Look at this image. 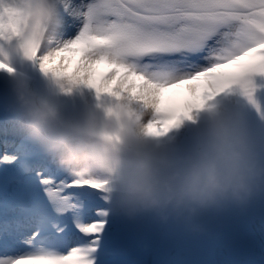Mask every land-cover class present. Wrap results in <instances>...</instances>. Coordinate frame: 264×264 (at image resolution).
I'll return each instance as SVG.
<instances>
[{
	"label": "snow or ice",
	"instance_id": "snow-or-ice-1",
	"mask_svg": "<svg viewBox=\"0 0 264 264\" xmlns=\"http://www.w3.org/2000/svg\"><path fill=\"white\" fill-rule=\"evenodd\" d=\"M28 4L0 0V40L57 80L140 103L157 132L233 85L259 110L264 0H56L62 27L48 47L30 34ZM105 184L0 126V264H106L116 219Z\"/></svg>",
	"mask_w": 264,
	"mask_h": 264
},
{
	"label": "clouds",
	"instance_id": "clouds-1",
	"mask_svg": "<svg viewBox=\"0 0 264 264\" xmlns=\"http://www.w3.org/2000/svg\"><path fill=\"white\" fill-rule=\"evenodd\" d=\"M27 7L30 34L50 46L62 27L56 0H29ZM0 62L13 69L5 71L4 124L57 167L105 181L116 220L150 218L162 227L205 235L206 215L244 211L264 201V132L236 106L210 100L197 110L198 119L183 120L196 126L177 140L169 133L183 121L157 132L152 112L134 100L115 98L73 114L34 85L24 71L32 62L11 40H0Z\"/></svg>",
	"mask_w": 264,
	"mask_h": 264
},
{
	"label": "rangeland",
	"instance_id": "rangeland-1",
	"mask_svg": "<svg viewBox=\"0 0 264 264\" xmlns=\"http://www.w3.org/2000/svg\"><path fill=\"white\" fill-rule=\"evenodd\" d=\"M24 71L33 83L45 90V94L51 95L73 114L85 106L110 102L105 95H88L83 85L72 86L66 80H57L33 64L26 66ZM7 79L4 77L0 81V124L4 123L3 105L9 98ZM251 79L256 85L254 98L259 110L242 94L228 104L236 106L255 128L264 132V74H253ZM195 126L192 122L190 134ZM190 134L185 133L182 125L169 133L177 140ZM204 219L208 226L205 235L187 234L172 225L162 227L150 218L137 223L116 220L113 235L120 233L119 243L127 248L131 264H219L225 258L230 263V251L244 264H264V201L254 203L244 211L232 209L220 215L208 214Z\"/></svg>",
	"mask_w": 264,
	"mask_h": 264
},
{
	"label": "bare ground",
	"instance_id": "bare-ground-1",
	"mask_svg": "<svg viewBox=\"0 0 264 264\" xmlns=\"http://www.w3.org/2000/svg\"><path fill=\"white\" fill-rule=\"evenodd\" d=\"M4 77L7 78V74L5 71H0V81L4 80ZM9 80V79H7ZM34 85L40 89L43 93H45V90H43L37 83H34ZM84 90L87 91V94L91 95L96 94L95 89L89 88L86 85H83L82 87ZM232 91V92H231ZM109 99L110 101H113L115 98L109 97L106 94H103ZM238 95H241L240 89L238 85H233L230 89L226 90L223 93H220L215 97L212 101V103H215L216 101H225L226 103H230L233 99H237ZM0 111H2L0 109ZM150 111V110H149ZM193 117L198 119V116L200 115L197 110H194L192 113ZM191 123L192 121L185 120L182 122V126L185 129L186 134H190L191 132ZM2 127H6L4 123L0 124ZM119 232H114V235H112L111 242H110V254L107 257L106 264H131L132 258L127 251V248L121 245V242L119 243ZM219 264H231L227 261V259H223ZM239 264H244L242 260H240Z\"/></svg>",
	"mask_w": 264,
	"mask_h": 264
}]
</instances>
